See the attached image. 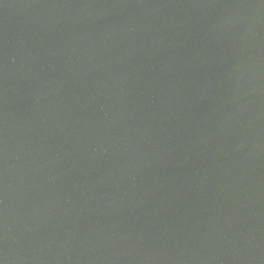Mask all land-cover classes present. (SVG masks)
<instances>
[{
    "label": "water",
    "instance_id": "95a60500",
    "mask_svg": "<svg viewBox=\"0 0 264 264\" xmlns=\"http://www.w3.org/2000/svg\"><path fill=\"white\" fill-rule=\"evenodd\" d=\"M0 264H264V0H0Z\"/></svg>",
    "mask_w": 264,
    "mask_h": 264
}]
</instances>
